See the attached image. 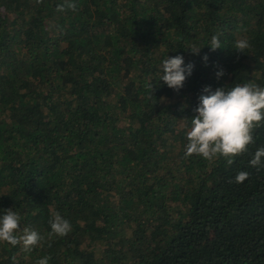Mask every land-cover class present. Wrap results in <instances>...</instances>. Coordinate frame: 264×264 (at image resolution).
I'll return each mask as SVG.
<instances>
[{
    "label": "trees",
    "instance_id": "1",
    "mask_svg": "<svg viewBox=\"0 0 264 264\" xmlns=\"http://www.w3.org/2000/svg\"><path fill=\"white\" fill-rule=\"evenodd\" d=\"M74 2L0 0V214L45 237L0 243V264H264V127L230 166L185 158L204 87H264V0ZM176 55L179 92L160 80ZM57 212L72 231L49 238Z\"/></svg>",
    "mask_w": 264,
    "mask_h": 264
},
{
    "label": "clouds",
    "instance_id": "2",
    "mask_svg": "<svg viewBox=\"0 0 264 264\" xmlns=\"http://www.w3.org/2000/svg\"><path fill=\"white\" fill-rule=\"evenodd\" d=\"M42 3L43 0H36ZM77 11L78 5L74 0H65L57 6V11ZM210 50L223 48L219 35H213L208 43ZM251 45L248 39L241 38L234 42V51L248 53ZM203 47L195 45L186 50L194 55H199ZM204 61L208 56L203 57ZM194 64H185L182 55L167 56L162 61L160 80L168 88L179 92L192 75ZM223 71L216 73L217 78L223 76ZM146 87L152 89L148 83ZM195 115L190 120V127L186 132L185 158L193 155L208 161L223 159L230 166L236 158L248 152L249 146L255 144V131L264 127V87L253 82L235 84L234 87H218L213 90L210 86L202 89L198 97V105L193 110ZM250 166L259 169L264 166V147L256 150L249 161ZM249 178V173L240 171L235 176L236 183H243ZM21 216L12 208L4 209L0 214V243H7L12 247L22 246V251L31 253L42 245L45 237L37 230L21 228ZM51 228L48 237H67L72 231L71 222L59 212L49 220ZM50 256H45L36 261V264H49ZM15 260V258H13Z\"/></svg>",
    "mask_w": 264,
    "mask_h": 264
}]
</instances>
